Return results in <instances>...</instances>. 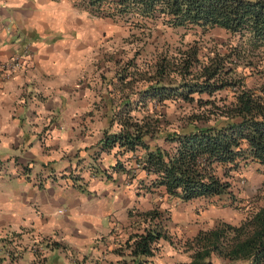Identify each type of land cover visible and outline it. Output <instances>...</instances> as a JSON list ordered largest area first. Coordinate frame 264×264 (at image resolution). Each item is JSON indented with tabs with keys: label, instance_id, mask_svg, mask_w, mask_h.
<instances>
[{
	"label": "crops",
	"instance_id": "crops-1",
	"mask_svg": "<svg viewBox=\"0 0 264 264\" xmlns=\"http://www.w3.org/2000/svg\"><path fill=\"white\" fill-rule=\"evenodd\" d=\"M129 25L74 0H0V264H131L117 250L150 193L125 173L60 176L118 105L107 81Z\"/></svg>",
	"mask_w": 264,
	"mask_h": 264
},
{
	"label": "trees",
	"instance_id": "trees-1",
	"mask_svg": "<svg viewBox=\"0 0 264 264\" xmlns=\"http://www.w3.org/2000/svg\"><path fill=\"white\" fill-rule=\"evenodd\" d=\"M74 1L94 15L128 22L140 30L131 34L136 40L155 27L187 25L203 31L218 26L235 40L224 49L197 42L167 48L151 63L136 61L137 48L122 63L114 74L120 84L109 90L118 105L97 143V154L114 158L100 170L107 178L135 176V169L149 177L140 186L144 191L159 188L183 201L216 204L244 167L264 166V0ZM249 76L257 77L252 84ZM138 81L143 86L135 89ZM130 86L134 89L127 90ZM222 90L226 93L218 94ZM168 99L196 102L175 128L162 122L159 102ZM127 159L135 165L127 168ZM128 215L130 233L117 252L127 254L131 264H155L157 241L170 240L169 217L157 205L133 207ZM185 244L190 259L171 264H264V205L248 209L238 223L223 220L201 229Z\"/></svg>",
	"mask_w": 264,
	"mask_h": 264
},
{
	"label": "rangeland",
	"instance_id": "rangeland-1",
	"mask_svg": "<svg viewBox=\"0 0 264 264\" xmlns=\"http://www.w3.org/2000/svg\"><path fill=\"white\" fill-rule=\"evenodd\" d=\"M134 30V29H133ZM147 31V29H145ZM140 30L135 28L134 33L139 34ZM129 37V35H128ZM197 42L204 47H213L217 45L219 48H225L235 42L234 38L225 29L214 26L208 30L203 31L199 26H176V27H155L152 35L143 36L141 40H136L132 45H126L122 48L118 64H114L113 71L120 69L122 63L131 56L137 48H140V53L137 55V62L142 60L151 63V59L155 57L158 52L165 49H175L177 47L185 48L190 43ZM256 76L247 77L248 84H252L256 80ZM116 80V79H115ZM114 80V81H115ZM110 78L107 83L114 89L113 83H110ZM117 81V80H116ZM144 83V82H143ZM119 82L116 83L118 86ZM143 86L140 81L135 83V89ZM132 90V86L126 88ZM226 90L220 93L224 95ZM205 97V94L201 95ZM194 102L168 99L159 102L163 112V120L169 128H175L182 123L184 116L187 114L191 105ZM151 106V103H149ZM93 146H85L87 149L84 157H79L76 161V168L71 169L69 173L60 172L61 177L69 176L71 180L79 178L82 169L87 170H101L102 167L107 166L114 161L111 155L105 153L97 154L98 147L95 142ZM126 156V155H125ZM126 167L135 165L134 160L127 159L125 161ZM136 173L135 183L142 186L148 184L149 177L143 171H136L132 169L131 173ZM143 189V188H142ZM145 190V189H144ZM151 206L157 205L165 215L169 218L166 220L167 233L169 239L160 238L157 241L159 247L156 254L153 256L155 264H171L176 261H187L190 259V249H186L185 242L196 234L199 230L212 227L220 221H228L231 223H238L242 219L248 209L255 206L264 205V166L258 163H251L243 168L242 173L236 174L231 183V192L224 194L221 200L216 204L210 203L208 200L191 199L187 201L180 200L176 197H170L161 189H155L150 192ZM142 209L141 207H138ZM162 242V243H161ZM163 243L165 245H163ZM163 246H166L165 249ZM181 255L179 259L178 255ZM151 259V257H150ZM226 261V260H222ZM148 264H151L148 263Z\"/></svg>",
	"mask_w": 264,
	"mask_h": 264
}]
</instances>
